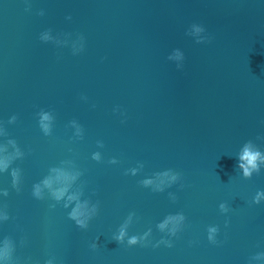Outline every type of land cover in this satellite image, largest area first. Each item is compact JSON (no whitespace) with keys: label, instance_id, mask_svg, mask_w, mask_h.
I'll return each instance as SVG.
<instances>
[{"label":"water","instance_id":"water-1","mask_svg":"<svg viewBox=\"0 0 264 264\" xmlns=\"http://www.w3.org/2000/svg\"><path fill=\"white\" fill-rule=\"evenodd\" d=\"M0 264H264V0H0Z\"/></svg>","mask_w":264,"mask_h":264},{"label":"clouds","instance_id":"clouds-1","mask_svg":"<svg viewBox=\"0 0 264 264\" xmlns=\"http://www.w3.org/2000/svg\"><path fill=\"white\" fill-rule=\"evenodd\" d=\"M46 118V117H45ZM246 154H247V150H246ZM254 155H258L257 154H254ZM241 159H243V157H241ZM251 162V161H250ZM242 166V165H241ZM247 171V170H246ZM130 244H135L136 243V238L133 237L130 241H129ZM169 247H171V244L168 245Z\"/></svg>","mask_w":264,"mask_h":264}]
</instances>
